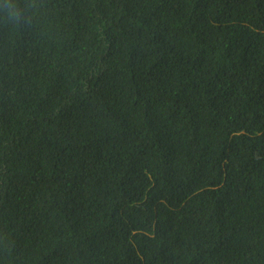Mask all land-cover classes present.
Listing matches in <instances>:
<instances>
[{"label": "trees", "instance_id": "trees-1", "mask_svg": "<svg viewBox=\"0 0 264 264\" xmlns=\"http://www.w3.org/2000/svg\"><path fill=\"white\" fill-rule=\"evenodd\" d=\"M0 264H264V0H0Z\"/></svg>", "mask_w": 264, "mask_h": 264}]
</instances>
